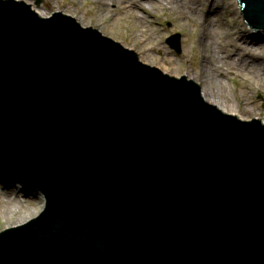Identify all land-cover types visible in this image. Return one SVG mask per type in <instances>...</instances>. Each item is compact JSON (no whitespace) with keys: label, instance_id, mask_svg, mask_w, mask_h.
Here are the masks:
<instances>
[{"label":"water","instance_id":"1","mask_svg":"<svg viewBox=\"0 0 264 264\" xmlns=\"http://www.w3.org/2000/svg\"><path fill=\"white\" fill-rule=\"evenodd\" d=\"M240 4L264 28V0ZM0 157L46 199L0 234V264H264V124L15 0H0Z\"/></svg>","mask_w":264,"mask_h":264},{"label":"rangeland","instance_id":"2","mask_svg":"<svg viewBox=\"0 0 264 264\" xmlns=\"http://www.w3.org/2000/svg\"><path fill=\"white\" fill-rule=\"evenodd\" d=\"M17 1L32 5L43 16L58 11L75 17L82 26L94 27L134 50L142 62L170 75L195 80L207 101L223 111L247 121L264 122V30L248 26L238 0H182L185 13H192V7L197 9L196 23H189L185 16L178 17L180 11L175 7L172 10L170 5L168 10L148 9L155 8V3L162 7L160 2L167 4L169 0H143V11L130 6L134 4L129 0L113 1L114 4L107 0V9L101 7L104 0H41L38 7L35 0ZM192 34L197 42L191 41ZM177 35L181 36L180 56L167 44ZM207 44L219 56V72L209 69L205 74L207 63L203 56L208 53ZM228 55L248 63L236 67L226 59ZM0 200L8 201L0 205V232L25 224L45 207L41 193L1 159Z\"/></svg>","mask_w":264,"mask_h":264},{"label":"bare ground","instance_id":"3","mask_svg":"<svg viewBox=\"0 0 264 264\" xmlns=\"http://www.w3.org/2000/svg\"><path fill=\"white\" fill-rule=\"evenodd\" d=\"M113 1H116V2H118L119 0H112V4H114V2ZM141 1H143V0H129V2H133V4L134 5H130V6H132V7H136V8H142V11H143V7H142V3H141ZM161 4H162V7H158L157 5H156V3H155V8H153V7H150V8H148V9H153V10H168L169 9V5H170V8L172 9V10H174V7H175V9L177 10H179L180 11V13L181 14H178V17H183V16H185V18L186 19H188V20H186V21H188L189 23H196V21L198 22V20H197V16L195 15V13L197 14V9L195 8V7H192V9H193V11H192V13L191 12H188V13H185L184 12V10L182 9V3H183V1L182 0H169V3H167V4H163L162 2H160ZM102 4V8H106L107 9V7H108V5L110 4V2L109 1H107V0H104V2H102L101 3ZM119 8V6L116 8V9H118ZM115 9V10H116ZM147 9V10H148ZM113 10V9H112ZM145 11V10H144ZM142 19V18H141ZM142 20H145L144 18L142 19ZM145 23V22H144ZM147 24V23H146ZM147 26H150L149 24H147ZM192 37V38H191ZM190 38H191V41L192 42H197V37H196V35L195 34H192L191 36H190ZM202 44H203V42H202ZM204 45V44H203ZM208 46V44L206 45V47ZM159 52H161L162 50L161 49H157ZM207 50H208V53L205 55V56H203V61H204V63H207V67H205L204 68V70H205V74H207L208 72H209V69H211V70H213V71H215V72H219L220 71V69H221V65H217V60L219 59V56H217L214 52V50H212V49H209V47H207ZM226 59H229V61H230V64L231 65H235L236 67H240V68H242V67H244V66H246L247 65V61L246 60H243V61H241L240 62V60L238 59H236L235 58V56H233L232 55V57H231V55H228L227 57H226ZM209 67V68H208ZM203 72V71H202ZM262 81H264V80H262ZM205 96V98L208 100V98L206 97V94L204 95ZM8 201H1L0 200V205L2 204V203H7Z\"/></svg>","mask_w":264,"mask_h":264}]
</instances>
